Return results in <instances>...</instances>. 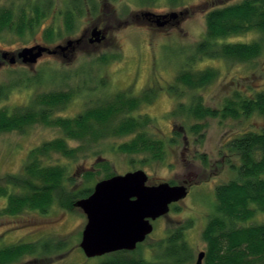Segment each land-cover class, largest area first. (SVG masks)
Instances as JSON below:
<instances>
[{"label": "rangeland", "instance_id": "374dc122", "mask_svg": "<svg viewBox=\"0 0 264 264\" xmlns=\"http://www.w3.org/2000/svg\"><path fill=\"white\" fill-rule=\"evenodd\" d=\"M87 1L81 0L84 11L74 20V31L50 41L47 35L51 28L57 32L65 28L64 13L70 0H0V10L12 13L11 24L0 31V61L4 52L16 54L36 44L53 48L79 39L89 24L98 18L111 26L108 41L103 45H84L67 57L46 55L33 66L20 61L15 65L4 62L0 66V85L9 87L10 92L0 100V110L7 109L11 113L30 105L38 94L73 90L75 98L56 116L75 117L117 92L126 91L139 96L144 90L154 87L153 91L159 96L152 104L143 105L136 115L148 114L153 118L150 134L167 144V153L162 161L152 160L150 154H125L119 151V145L133 137H113L85 153L81 152L75 160L56 154L50 164L62 165L65 176L71 178L68 182L65 180L67 193L77 192L90 184L94 188L103 179L107 172L99 169L100 159L111 164L109 172L115 175L144 170L150 184L167 181L175 185L188 181L191 184L188 196L173 204L178 209L172 205L168 215L153 223L154 231L141 247L126 252L125 257L153 260L156 245L177 229L188 226L185 240L192 258L184 264H196L198 254L207 249L203 231L215 212L216 188L237 177L229 160L238 165L239 159L228 156L226 144L241 133L264 128V116L253 115L240 120L220 117L199 120L184 114L173 117L172 114L180 104L188 107L198 98L205 106L221 110L236 91L264 90V49L261 57L249 62L211 59L201 56L198 51L207 33L208 12L242 0H184L182 5L176 6L170 0H94L97 5L95 13L86 10ZM36 4L42 6L43 11L38 22ZM182 11H186L183 18L172 26L158 27L155 23L149 24L142 16L144 12L165 15ZM112 15L113 22H110ZM23 24L26 28L20 32ZM259 40L264 42V35L252 31L220 39L217 46ZM111 55L112 62H99V59ZM92 68L102 72L100 77L94 72L87 74V69ZM206 69L216 72V77L207 86L190 90L179 85L177 91L168 90L176 84L175 77L182 71ZM101 77L109 85L100 90L98 83ZM196 124L199 129L193 131ZM173 129L180 131V135L175 136ZM61 136L60 130L43 124L31 125L21 132L0 133L1 182L3 176L23 170L31 150ZM174 139L177 141L175 144L171 143ZM71 145L78 146L76 143ZM147 158L149 160H145ZM87 172H92L94 178L88 180ZM6 205V198L0 199V210ZM263 222L264 214L257 212L249 224ZM86 224L87 218L81 209H66L61 201H56L47 213L26 211L17 216H0V247L45 238L67 242L66 249L39 257L43 264H97L114 256L116 253L92 259L86 257L80 247Z\"/></svg>", "mask_w": 264, "mask_h": 264}, {"label": "trees", "instance_id": "16d2710c", "mask_svg": "<svg viewBox=\"0 0 264 264\" xmlns=\"http://www.w3.org/2000/svg\"><path fill=\"white\" fill-rule=\"evenodd\" d=\"M170 1L174 6L184 2ZM34 8L38 22L43 14L42 6L36 4ZM83 11L81 0H70L64 13L65 28L59 29L58 32L51 28L48 31V40L54 41L73 32L74 17ZM185 13L186 11L181 12ZM11 22V11L0 10V31L9 27ZM206 24L205 39L198 47L201 56L239 62H249L262 56L263 40L217 45L220 39L232 35L252 31L264 35V0H242L212 9L206 16ZM25 28V24L21 25L20 32ZM110 57H103L99 62L109 63L113 60V55ZM84 71L86 72V69ZM87 72L98 73L99 77L102 74L94 68L87 69ZM215 77L216 72L212 69L184 70L175 77L176 84L168 90L177 91L179 85L190 90L201 89ZM99 79L100 90L109 85L103 77ZM152 88L154 87L144 90L139 96L126 91L117 92L106 101L87 108L75 117L56 116L59 110L65 109L75 98L76 92L73 90L38 94L30 105L11 113L7 109L0 110V133L21 132L31 125L43 124L60 130L62 134L61 137L31 150L21 172L3 176V182L0 179V199L7 200L6 207L0 210V216H17L26 211L47 213L56 201H61L66 209H72L77 200L93 193L92 184L77 192L72 190L67 193L65 180L68 182L71 178L65 176V168L62 165L50 164L56 154L75 160L80 157L81 152L85 153L104 140L133 137L119 145V151L130 155L150 154L152 160L162 161L167 153V144L150 134L149 128L154 122L153 118L148 114L136 115L143 105L152 104L159 96ZM9 92V87L0 85V100L7 97ZM182 114L199 120L208 117L240 120L253 115L264 116V90L251 89L246 93L236 91L233 98L226 100L221 110L205 106L202 99L198 98L188 107L180 104L172 116ZM198 129L196 124L193 131ZM179 132L173 129L175 136H179ZM176 142V139L171 140L173 144ZM71 143L78 146H72ZM226 149L228 156H236L239 159L238 165L229 160L237 177L216 188L215 212L203 231L207 249L202 263L264 264V222L249 224L257 212L264 214V128L239 134L226 144ZM202 158L207 163L205 156ZM99 163V169L107 172L103 179L115 175L109 172L112 168L107 160L100 159ZM86 174L88 180L95 176L92 172ZM177 207L175 206L176 210ZM185 229H177L156 245L155 253H152L153 260L142 257L129 259L125 257L126 252H119L97 264H184L192 258L190 247L185 240ZM66 246L67 242L52 238L5 245L0 247V264H43L39 257L64 250ZM140 247L141 245L138 248Z\"/></svg>", "mask_w": 264, "mask_h": 264}, {"label": "water", "instance_id": "95a60500", "mask_svg": "<svg viewBox=\"0 0 264 264\" xmlns=\"http://www.w3.org/2000/svg\"><path fill=\"white\" fill-rule=\"evenodd\" d=\"M180 14L144 15L154 18L156 25L162 27L168 19H177ZM93 37L94 42L105 38L99 31H94ZM79 41L70 40L54 49L42 45L25 47L16 54L4 52L2 57L11 65L20 59L24 64L33 66L44 54L64 52ZM188 193L186 183L172 185L163 181L149 184L148 174L141 169L98 181L90 196L75 203V207L81 209L87 218L81 249L89 259L118 251H135L153 233V222L168 215L171 206L186 199ZM204 257L205 251L200 252L196 264H202Z\"/></svg>", "mask_w": 264, "mask_h": 264}, {"label": "flooded vegetation", "instance_id": "af4514ba", "mask_svg": "<svg viewBox=\"0 0 264 264\" xmlns=\"http://www.w3.org/2000/svg\"><path fill=\"white\" fill-rule=\"evenodd\" d=\"M87 1V0H86ZM87 2H89V5H88V9H86L87 11H91V13H95V9L97 8V5H96V2L94 1V0H88ZM145 13H148V12H144V13H142V16H144L145 18H146V20H148L149 21V24H153V23H155L156 24V21H155V19L154 18H150V17H146L144 14ZM178 13H181V12H178ZM154 14V13H153ZM183 15L184 14H180L179 15V17L177 18V19H168V22H167V24L168 25H176V24H178V22H180L181 21V19L183 18ZM74 20H76V17H74ZM110 22H113V15L111 16V18H110V20H109ZM113 27V26H112ZM110 29H111V26H110V24H108V23H104V21H102L101 19H97L95 22H92L91 24H89V27H88V29H86L85 31H84V33L82 34V36L79 38V39H75V40H80L79 41V43H74L68 50H66V51H64V52H62V51H59L57 54H44L41 58H43L44 56H46V55H50V56H63V57H67L68 56V54H72L73 52H75V50H77L78 48H80V47H82V46H84V45H86V46H98V45H103V44H105L107 41H108V35H109V33H110ZM94 31H99V32H101L102 33V35H104V39L101 41V42H94L93 40L95 39L94 37H93V32ZM70 41V40H69ZM68 42V41H67ZM66 42V43H67ZM36 45H41V44H36ZM65 45V44H64ZM33 46H35V45H33ZM42 46H45V45H42ZM58 46H60V45H57V46H55V47H53V48H51V47H49V46H45V47H49L50 49H54V48H56V47H58ZM32 47V46H31ZM2 56V55H1ZM2 58V61H0V66H2L3 64H4V62H8L9 63V60H5L3 57H1ZM40 58V59H41ZM39 59V60H40ZM22 62L20 59H17V62ZM17 62L15 63V64H17ZM112 62V61H111ZM23 63V62H22ZM38 63V62H37ZM110 63V62H109ZM10 64V63H9ZM14 64V65H15ZM24 64V63H23ZM11 65V64H10ZM30 66V65H29ZM185 183L187 184V186H188V188H189V186L191 185H189V182L188 181H185ZM172 185H174V184H172ZM176 185V184H175ZM175 206H177V205H173V207H175ZM172 207V206H171ZM172 207V208H173ZM162 218V217H161ZM160 219V218H159ZM154 223V222H153ZM181 228H186V226H183V227H181ZM187 229V228H186ZM186 229L184 230V231H186ZM143 244V243H142ZM142 244H139V245H142ZM139 245H138V247H139ZM137 247V248H138ZM119 252H128V251H118V252H115V253H119Z\"/></svg>", "mask_w": 264, "mask_h": 264}, {"label": "bare ground", "instance_id": "6f19581e", "mask_svg": "<svg viewBox=\"0 0 264 264\" xmlns=\"http://www.w3.org/2000/svg\"><path fill=\"white\" fill-rule=\"evenodd\" d=\"M150 184V183H149ZM152 184H154L153 182H152Z\"/></svg>", "mask_w": 264, "mask_h": 264}]
</instances>
